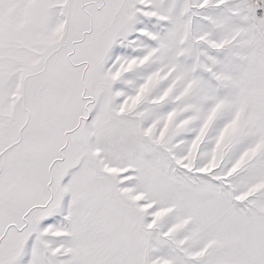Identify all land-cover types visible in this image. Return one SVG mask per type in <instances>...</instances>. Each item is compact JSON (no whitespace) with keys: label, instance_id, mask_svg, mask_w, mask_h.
I'll list each match as a JSON object with an SVG mask.
<instances>
[{"label":"snow or ice","instance_id":"snow-or-ice-1","mask_svg":"<svg viewBox=\"0 0 264 264\" xmlns=\"http://www.w3.org/2000/svg\"><path fill=\"white\" fill-rule=\"evenodd\" d=\"M0 264H264V0H0Z\"/></svg>","mask_w":264,"mask_h":264}]
</instances>
